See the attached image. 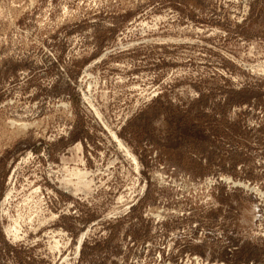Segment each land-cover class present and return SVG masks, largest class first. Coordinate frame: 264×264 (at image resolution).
Returning a JSON list of instances; mask_svg holds the SVG:
<instances>
[{"label": "rangeland", "instance_id": "rangeland-1", "mask_svg": "<svg viewBox=\"0 0 264 264\" xmlns=\"http://www.w3.org/2000/svg\"><path fill=\"white\" fill-rule=\"evenodd\" d=\"M0 264H264V0H0Z\"/></svg>", "mask_w": 264, "mask_h": 264}]
</instances>
